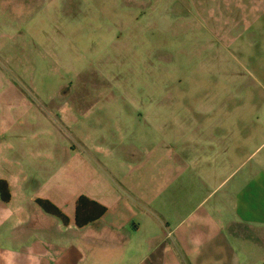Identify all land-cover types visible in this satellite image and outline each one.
<instances>
[{"label": "rangeland", "instance_id": "374dc122", "mask_svg": "<svg viewBox=\"0 0 264 264\" xmlns=\"http://www.w3.org/2000/svg\"><path fill=\"white\" fill-rule=\"evenodd\" d=\"M125 115L138 133L161 130L130 170L144 172L148 195L175 177L177 143L216 158L185 168L193 197L182 213L226 209L225 189L264 151L253 152L264 134V0H0V179L30 177L47 152L75 146L71 132Z\"/></svg>", "mask_w": 264, "mask_h": 264}, {"label": "crops", "instance_id": "0c3cea01", "mask_svg": "<svg viewBox=\"0 0 264 264\" xmlns=\"http://www.w3.org/2000/svg\"><path fill=\"white\" fill-rule=\"evenodd\" d=\"M75 115L68 122L75 123ZM121 118L126 120L114 118L106 131L87 126L71 132L75 146L66 148L63 158L53 150L46 153L47 161L31 167L30 177L9 176L10 198L0 199V264H264V151L233 180L234 188L225 189L221 202L226 209L183 214L182 205L193 197L187 193L193 191V177L185 175V168L213 169L214 154L189 157L176 143L175 177H160L153 199L144 172L134 178L130 170L141 152L155 145L150 135L161 130L138 133L133 117ZM263 144L264 134L253 152ZM242 153L235 152L233 161L231 152L225 154L223 164L231 166ZM31 181L42 188L29 191ZM81 195L106 211L78 227L74 205ZM36 199L54 203L67 222L45 212Z\"/></svg>", "mask_w": 264, "mask_h": 264}, {"label": "trees", "instance_id": "16d2710c", "mask_svg": "<svg viewBox=\"0 0 264 264\" xmlns=\"http://www.w3.org/2000/svg\"><path fill=\"white\" fill-rule=\"evenodd\" d=\"M10 192L6 180L0 179V199L7 202ZM36 204L45 212L52 214L66 223L67 216L52 202L45 199H36ZM106 211V207L100 203L81 195L74 205V222L76 226L82 227L99 219Z\"/></svg>", "mask_w": 264, "mask_h": 264}]
</instances>
